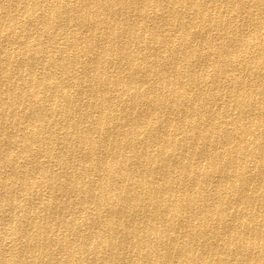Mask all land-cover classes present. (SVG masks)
Here are the masks:
<instances>
[{
	"label": "bare ground",
	"instance_id": "bare-ground-1",
	"mask_svg": "<svg viewBox=\"0 0 264 264\" xmlns=\"http://www.w3.org/2000/svg\"><path fill=\"white\" fill-rule=\"evenodd\" d=\"M0 264H264V0H0Z\"/></svg>",
	"mask_w": 264,
	"mask_h": 264
}]
</instances>
